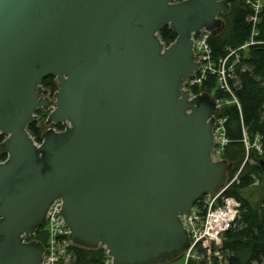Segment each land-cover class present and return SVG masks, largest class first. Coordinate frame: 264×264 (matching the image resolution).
<instances>
[{"label": "water", "instance_id": "obj_1", "mask_svg": "<svg viewBox=\"0 0 264 264\" xmlns=\"http://www.w3.org/2000/svg\"><path fill=\"white\" fill-rule=\"evenodd\" d=\"M230 1L0 0V264H41L44 246L27 240L56 199L71 242L105 247L113 264L186 251L181 216L234 166L211 157L219 109L183 89L198 70L192 35ZM48 76L53 99L41 96ZM38 109L68 124L39 146L27 131Z\"/></svg>", "mask_w": 264, "mask_h": 264}, {"label": "trees", "instance_id": "obj_2", "mask_svg": "<svg viewBox=\"0 0 264 264\" xmlns=\"http://www.w3.org/2000/svg\"><path fill=\"white\" fill-rule=\"evenodd\" d=\"M230 10L226 14H220L217 27L212 31L208 42L215 59L227 55L228 50H234L245 43L251 32V24L247 17L251 10L243 0H231ZM224 23V28H221ZM256 42L247 50L248 53L241 57L240 61L233 68V79H229L233 94L240 104V110L236 105L220 107V115L226 116V131L230 143L224 153V159L234 165L233 171L228 173L229 179L234 175L238 162L242 159L243 130L250 138L259 134L264 137V8L257 23ZM159 38L165 46L170 45L176 38V33L169 26L163 27L159 32ZM44 93L53 96L58 89L57 82L53 76H48L41 81ZM200 88V89H199ZM197 88H193L194 94L210 95L216 88L214 76L208 78ZM198 89V90H197ZM201 92V93H199ZM222 96V95H218ZM208 98V96L206 97ZM43 113V110L36 111V115ZM46 113L42 117L43 122ZM34 120L27 125V131L35 142H40L45 132V123L41 126ZM60 128V125H54ZM4 137L0 135V143ZM264 151V140H262ZM254 165H245L244 174L240 176L239 182L232 184L224 192L226 197L240 201L242 205L240 219L231 231L226 233L223 241V251L226 255V264H264V203L257 208H252L242 198V191L254 183L255 175L262 173L261 156L253 153ZM6 159V155L0 152V161ZM45 245L46 235L44 227L36 230L30 238ZM79 264H101L104 257V249H86L74 246ZM178 260V259H176ZM175 261V260H174ZM192 264V263H191ZM203 264V263H199Z\"/></svg>", "mask_w": 264, "mask_h": 264}, {"label": "built area", "instance_id": "obj_3", "mask_svg": "<svg viewBox=\"0 0 264 264\" xmlns=\"http://www.w3.org/2000/svg\"><path fill=\"white\" fill-rule=\"evenodd\" d=\"M243 1L251 10V14L247 17L248 22L251 24V32L248 40L241 46L234 50L230 49V52L226 56L215 59L208 42L209 37L212 35L211 31L201 30L198 35L192 36L194 61L198 63V70L183 83V89L189 92L191 98L196 95L192 92L193 88L201 86L208 76H214L216 84L218 82L225 92L233 96L236 106L240 110V104L235 95L231 93L232 90L228 81L229 76H232L231 73H233L235 64L239 60L237 59V63L235 64H229L228 60L231 56L230 53H237V49L238 53H243L245 50L244 47L248 46L249 49V46L259 44V42L255 41L258 34L256 27L261 11L264 8V3L262 4L261 0ZM226 71L228 75L227 79ZM216 106L219 108L220 113L218 101L216 102ZM226 122V116H221L220 114L213 118V148L211 152L213 161L224 160L225 148L230 143L226 131ZM220 128H223V137L219 132ZM245 134L246 132L243 130L242 142L244 143L246 142ZM258 136L261 138L259 134L255 135V138ZM36 144L39 145L40 143ZM257 150L256 153L258 155L262 154V152L264 153L262 149V138ZM238 182L239 176L237 174L232 180H227L225 187L220 192L214 196L209 194L203 195L206 196V199H201L202 196L190 208L187 214L181 216V222L189 237V246L178 260L172 261L169 264H188L187 261L189 262L190 260L193 262L192 264H226V255L223 251L224 236L236 227L240 219V205L234 198L226 197L224 192L233 183ZM61 209L62 201L61 199H56L47 210L45 227L52 224L56 229L54 234L49 228L47 229L48 238L44 247L41 264H77L76 261H70L61 255V253L68 254L69 252L75 251L74 245L69 239V230L61 216ZM195 224H197L198 230L197 237L195 236ZM211 239L214 241L210 242ZM197 246L203 247V249L201 248L199 250L201 255H195L188 259L190 257V251ZM103 249L104 257L102 258L101 264H113L112 257L108 255L105 248ZM183 258H185L184 263H178Z\"/></svg>", "mask_w": 264, "mask_h": 264}, {"label": "rangeland", "instance_id": "obj_4", "mask_svg": "<svg viewBox=\"0 0 264 264\" xmlns=\"http://www.w3.org/2000/svg\"><path fill=\"white\" fill-rule=\"evenodd\" d=\"M261 3L263 4L264 3V0H261ZM219 22H220V20H219ZM218 22V23H219ZM221 28H224V23H222V26H221ZM201 45H202V43H201ZM250 47V46H249ZM245 48V50L243 51V53L242 52H240V53H238V49L236 50L237 51V53H230V57H229V60H228V62H229V64H235V63H237L236 62V60L238 59L239 61H240V59H241V57H244L247 53H248V46H246V47H244ZM230 52V50H228V52H227V54ZM244 55V56H243ZM227 64V63H226ZM231 75L232 76H229V78H228V81H229V79H233L234 77H233V73H231ZM227 71H226V79H227ZM227 82V81H226ZM200 87V86H199ZM199 87H197V88H199ZM200 89V88H199ZM198 90V89H197ZM231 90H232V88H231ZM230 90V91H231ZM44 92V91H43ZM199 93H201V92H199ZM231 93H233V90H232V92ZM218 95H222V96H218ZM196 96H202V94H196ZM204 96H208V100L209 101H211V102H213V103H215L216 104V102L218 101V105L220 106V107H226V106H229V105H236V103H235V101H234V98H233V96L231 95V94H229L228 92H225L222 88H221V85L220 84H218V82H217V84H216V88H215V90L214 91H212L211 92V94L210 95H204ZM43 97H46V98H51L52 96H50L47 92H45V94L43 95ZM44 112L45 111H43V113H41V114H39V115H36V120H38L37 121V123L39 124V125H43L44 123H46V121H47V116H48V114L49 113H46V118H45V121L43 122V120H42V117H43V115H44ZM36 114V113H35ZM52 126V125H51ZM51 126H46L47 128L48 127H50L51 129H53V130H57V129H54V128H52ZM47 130H49V129H47ZM219 132H220V134H221V136L223 137V128H220V130H219ZM245 136H246V142L244 143V142H242L243 143V146H242V148H243V152H242V159L239 161V160H237V162H238V167H237V169H236V171H235V173H234V175L231 177V179L230 180H232V178L235 176V175H237L238 174V176H239V178H240V176H242L243 174H244V169H245V165L247 164V165H254V163H255V159L252 157V154L253 153H255L256 151H258L257 150V147H258V145L260 144V142H261V138H262V140H264V137H262L261 135V138L258 136L257 138H255V136L253 137V138H250L249 136H248V134H245ZM226 140H227V138H226ZM229 142H230V140H229ZM227 148V147H226ZM226 148H225V150H226ZM257 154V153H256ZM259 156H261L262 157V159H264V153L262 152V154H260ZM264 162L262 161V164L260 165L261 166V168H262V173H261V176H260V173L258 174V175H255L254 176V178H255V181H254V183L253 184H251L248 188H246V189H244L243 191H242V194H241V196H242V198L243 199H245V201L248 203V204H250L251 205V207L252 208H257L259 205H260V203H263L262 202V200H263V198H264V169H263V167H264ZM233 171V170H232ZM234 184V183H233ZM201 199H206V196H203ZM238 203H239V205H240V213H241V207H242V203L240 202V201H238ZM52 224H50L48 227L46 226H44V229H45V235H46V241H47V238H48V233H47V229L49 228L50 229V231L51 232H53V234H54V232H55V226H52ZM195 226V236L197 237L198 236V230H197V224H195L194 225ZM53 237V236H52ZM34 241V240H33ZM214 240L213 239H211L210 240V242H213ZM37 242V241H36ZM51 242H52V239H51ZM199 244V243H198ZM43 245V244H42ZM45 245H46V242H45ZM45 245H43L44 247H45ZM189 246V245H188ZM199 248V249H198ZM201 248L203 249V247L202 246H200V247H195L194 249H192L191 251H190V257L188 258V259H190L191 257H193V256H195V255H201V252L199 251V250H201ZM57 249H58V247H57ZM187 249H188V247H187ZM186 249V250H187ZM61 253V252H60ZM61 255L63 256V257H65L66 259H69L70 261H76V263L77 264H79L78 263V255H77V253L75 252V251H72V252H69L68 254H62L61 253ZM180 262H178V263H184V261H185V258H183V259H181V260H179ZM187 263L188 264H191V263H193L191 260L188 262L187 261ZM163 264H169V262H167V263H163Z\"/></svg>", "mask_w": 264, "mask_h": 264}, {"label": "flooded vegetation", "instance_id": "obj_5", "mask_svg": "<svg viewBox=\"0 0 264 264\" xmlns=\"http://www.w3.org/2000/svg\"><path fill=\"white\" fill-rule=\"evenodd\" d=\"M42 98H46V97H43L42 96ZM47 99H53V96L51 97V98H47ZM37 117H36V114H35V119H36ZM34 121V120H33ZM58 125H60V128L59 127H56V126H51L52 128H54V129H57L56 131H62V130H64L65 128H66V126L68 125L67 123H57ZM56 125V124H55ZM47 129H51L50 127H48V128H46L45 129V132L43 133V134H45L48 130ZM53 130V129H52ZM55 131V130H54ZM42 134V135H43ZM2 136V135H1ZM42 138V137H41ZM33 139V138H32ZM41 141H42V139H41ZM41 141L40 142H35V143H40L41 144ZM39 144V145H40ZM3 161H5V160H3ZM3 161H0V162H3ZM264 165V164H263ZM263 169H264V167H263Z\"/></svg>", "mask_w": 264, "mask_h": 264}, {"label": "bare ground", "instance_id": "obj_6", "mask_svg": "<svg viewBox=\"0 0 264 264\" xmlns=\"http://www.w3.org/2000/svg\"><path fill=\"white\" fill-rule=\"evenodd\" d=\"M41 86V85H40ZM42 87V86H41Z\"/></svg>", "mask_w": 264, "mask_h": 264}]
</instances>
